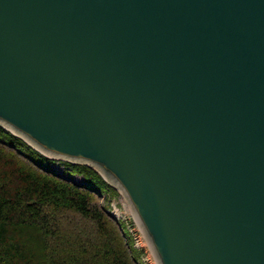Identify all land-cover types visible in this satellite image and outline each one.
<instances>
[{"label":"water","instance_id":"95a60500","mask_svg":"<svg viewBox=\"0 0 264 264\" xmlns=\"http://www.w3.org/2000/svg\"><path fill=\"white\" fill-rule=\"evenodd\" d=\"M0 126L110 181L157 264H264V0H0Z\"/></svg>","mask_w":264,"mask_h":264},{"label":"trees","instance_id":"16d2710c","mask_svg":"<svg viewBox=\"0 0 264 264\" xmlns=\"http://www.w3.org/2000/svg\"><path fill=\"white\" fill-rule=\"evenodd\" d=\"M118 196L94 169L50 159L0 126V264H140L109 213Z\"/></svg>","mask_w":264,"mask_h":264},{"label":"rangeland","instance_id":"374dc122","mask_svg":"<svg viewBox=\"0 0 264 264\" xmlns=\"http://www.w3.org/2000/svg\"><path fill=\"white\" fill-rule=\"evenodd\" d=\"M56 169L61 171L60 168L56 167ZM74 181L77 184H81V183H83L84 179H83V177H81L79 175H75ZM108 182L111 184L110 181H108ZM111 205H112V208H111V210H109V213L113 216V218L117 222H119V219L122 217L123 222L120 225V231L125 232L126 234L129 233L128 238H130L131 245L134 248L138 249L140 252V256L138 257L139 263L140 264H150V263L151 264H157L156 259L154 258L147 241L145 240V238H143L144 235L142 234L140 229H138V227L134 221V218L131 215L132 211L130 209V206L128 205L126 197L122 194L121 191H119L118 197L112 198ZM123 226H125L124 228L126 229V231L123 230V228H122ZM136 237H138V239L141 237V241L137 242L135 239Z\"/></svg>","mask_w":264,"mask_h":264},{"label":"built area","instance_id":"2783aa9c","mask_svg":"<svg viewBox=\"0 0 264 264\" xmlns=\"http://www.w3.org/2000/svg\"><path fill=\"white\" fill-rule=\"evenodd\" d=\"M119 221H123L122 220V217L119 219ZM142 235V234H141ZM143 237V236H142ZM144 238V237H143ZM137 242H140L141 241V237L138 239V237L135 238ZM151 264V263H150Z\"/></svg>","mask_w":264,"mask_h":264}]
</instances>
